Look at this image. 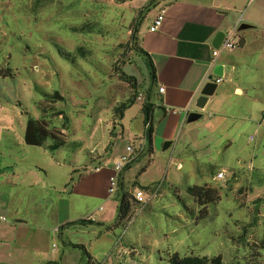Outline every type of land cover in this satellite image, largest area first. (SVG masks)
I'll use <instances>...</instances> for the list:
<instances>
[{
	"label": "rangeland",
	"instance_id": "1",
	"mask_svg": "<svg viewBox=\"0 0 264 264\" xmlns=\"http://www.w3.org/2000/svg\"><path fill=\"white\" fill-rule=\"evenodd\" d=\"M146 3L0 0V69L9 68L0 74V264H167L174 252L264 264V199L254 202L264 197V78L240 92L238 81L231 99L212 95V113L184 122L167 149L166 139L153 137L151 152L144 142L112 194L117 202L76 206L92 222L68 219L70 161L93 167L87 151L103 154L114 142L113 107L128 89L121 71L146 75L127 46ZM90 21L98 22L91 33L71 29ZM137 107L126 109L125 130ZM211 114L222 115L214 129ZM65 132L60 149L46 148ZM159 183L147 204L132 200L130 219L111 228L124 191L147 197L144 184ZM204 184L217 189L216 201L199 203L187 190Z\"/></svg>",
	"mask_w": 264,
	"mask_h": 264
},
{
	"label": "crops",
	"instance_id": "2",
	"mask_svg": "<svg viewBox=\"0 0 264 264\" xmlns=\"http://www.w3.org/2000/svg\"><path fill=\"white\" fill-rule=\"evenodd\" d=\"M146 1L148 6L138 12L140 18L136 19L134 26L140 47L137 55L142 59L146 75L141 79L134 75L136 88L131 89L127 83L128 89L122 95L121 102L113 107V130L110 135L115 139L114 142H110V147H106L103 154L91 150L86 153L93 161L92 166L100 165V169L83 170L81 164L84 161L81 164L70 161L71 169L76 173L66 184L72 200L68 212L69 221L85 217L80 209H76V206L79 208L85 202L90 203L92 200L99 203L109 199L117 202V196L108 192L109 176L113 174V163L127 144H131L135 150L133 160L128 165L130 166L147 150L144 142L149 141V152L152 151L153 137L171 141L168 147L176 142L178 129L183 128L188 113L193 110V101L216 64L224 66V74L220 77L214 94L226 95L228 99L233 98L238 81H245L238 85L241 89L237 92H240L242 87H254L264 78V68L259 67L264 49V0ZM161 9L165 10L162 23L158 29L151 31L149 27ZM242 22L251 26L235 31L236 47L221 50L214 57L212 40L215 33L218 30L227 32L237 29ZM145 53L153 64V75H150ZM160 87H163L162 91L159 90ZM226 103L225 101L224 104ZM134 104L138 105L137 114L128 123L129 130H125L126 109ZM208 104L201 117L212 113V108L209 113L206 111ZM220 118L222 115L211 114L208 120L210 129L218 125L215 121H220ZM133 125L140 131L138 134L132 132ZM149 125L152 129L150 134ZM66 135L67 132L54 150L63 146ZM180 138L179 136L178 140ZM135 140L141 142L139 151L136 149ZM118 142L120 144L117 147ZM185 143L190 144L188 138ZM207 161L209 168L211 162ZM124 169L119 174L117 189L124 186ZM191 170L194 171L195 167H191ZM250 176L253 177L252 172ZM117 225L119 223L116 218L111 223V228Z\"/></svg>",
	"mask_w": 264,
	"mask_h": 264
},
{
	"label": "trees",
	"instance_id": "3",
	"mask_svg": "<svg viewBox=\"0 0 264 264\" xmlns=\"http://www.w3.org/2000/svg\"><path fill=\"white\" fill-rule=\"evenodd\" d=\"M145 5L142 8L147 7ZM98 24L96 21H90V22H84L83 24L79 26H72L71 29L74 31H79V32H86V33H91L95 31V26ZM123 45H118L117 48L122 47ZM127 46H130L133 49H136L137 51L140 50L139 44L137 42V38L135 36V33L132 34L130 37V41L127 43ZM83 47H77L78 50H81V54H86L89 53L90 51H84L82 50ZM146 54V60H148V66L150 68V75H153V64L150 61L151 59L149 56ZM0 74L1 75H7L9 74V68L6 69H0ZM122 77L125 79V81L128 83V85L131 87V89L134 90L136 88V83L134 82V77L130 76L128 74H125L123 71H121ZM151 126L149 125L148 127V133H151ZM58 146L57 143H53L52 145H49L47 148L50 150H54ZM130 164V163H129ZM128 164V165H129ZM126 165V166H128ZM210 172L213 171L212 165H209ZM144 188L148 189L150 185H145L143 186ZM188 192H190L194 199L198 201L199 203H205L206 201H216L219 198L217 189L211 187L208 184H204L202 186L200 185H193V186H188L187 187ZM264 199V197H258L254 200V202H260ZM132 200L135 201V203H138L134 197L133 194L128 193L127 191L123 192L122 198L119 203V213H118V223H122L123 221H126L130 219L132 215V208L135 205V203L132 202ZM92 222L90 220L86 219H78L74 223H85V222ZM68 224H65L63 226H66ZM167 264H225L221 255H214L211 257L207 256H199V255H180L178 252H174L169 255L168 257V263Z\"/></svg>",
	"mask_w": 264,
	"mask_h": 264
},
{
	"label": "built area",
	"instance_id": "4",
	"mask_svg": "<svg viewBox=\"0 0 264 264\" xmlns=\"http://www.w3.org/2000/svg\"><path fill=\"white\" fill-rule=\"evenodd\" d=\"M164 12L165 10L161 9L159 13L156 15V17L153 19V22L149 27L151 31H154L159 28L164 17ZM235 33H236L235 28L232 29L231 31L226 32L225 37L221 42V44L218 47H214L212 49V55L214 57L217 56L221 50H228L236 47V41L234 38ZM214 80L219 83L221 78L215 76ZM159 90L162 91L163 87H160ZM134 152L135 150L133 146L131 144H127L125 146L124 151L120 154L119 158L113 163L112 165L113 174L109 176V181H110V187L108 189L109 194H113L117 190L119 174L126 167V165L131 163V161L133 160ZM99 169H100V165H95L93 168L91 167L86 170L97 171ZM224 176H225L224 170H220L217 173L218 178H223ZM159 187H160V183L151 185L148 188L149 195L147 197L144 196V192L141 189H136V192L133 195V197L138 203H142L143 205L147 204L150 201V198H152L157 192H159ZM119 241H121V237L118 238L117 244L119 243ZM118 250L120 249L118 248Z\"/></svg>",
	"mask_w": 264,
	"mask_h": 264
},
{
	"label": "water",
	"instance_id": "5",
	"mask_svg": "<svg viewBox=\"0 0 264 264\" xmlns=\"http://www.w3.org/2000/svg\"><path fill=\"white\" fill-rule=\"evenodd\" d=\"M251 25L242 22L235 31H242L249 28ZM226 32L224 30H218L212 40V46L218 47L225 37ZM224 74V66L222 64H216L212 69L210 75H208L207 81L204 83L199 91V94L192 103L193 110L188 113L187 121H193L201 117L202 111L205 109L212 95H214L218 82L213 79V76L222 77ZM171 141H166L163 149H166L170 145Z\"/></svg>",
	"mask_w": 264,
	"mask_h": 264
}]
</instances>
